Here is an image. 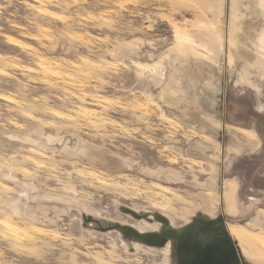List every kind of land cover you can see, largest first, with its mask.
<instances>
[{"label": "rangeland", "instance_id": "374dc122", "mask_svg": "<svg viewBox=\"0 0 264 264\" xmlns=\"http://www.w3.org/2000/svg\"><path fill=\"white\" fill-rule=\"evenodd\" d=\"M263 172L264 0H0V264H264Z\"/></svg>", "mask_w": 264, "mask_h": 264}, {"label": "water", "instance_id": "95a60500", "mask_svg": "<svg viewBox=\"0 0 264 264\" xmlns=\"http://www.w3.org/2000/svg\"><path fill=\"white\" fill-rule=\"evenodd\" d=\"M150 235H141L146 240ZM236 242L218 230L206 232L196 248L190 252L187 264H233L236 260Z\"/></svg>", "mask_w": 264, "mask_h": 264}, {"label": "bare ground", "instance_id": "6f19581e", "mask_svg": "<svg viewBox=\"0 0 264 264\" xmlns=\"http://www.w3.org/2000/svg\"><path fill=\"white\" fill-rule=\"evenodd\" d=\"M179 67V66H178ZM190 81V80H189ZM196 82V81H195ZM193 85H196V83L195 84H193ZM190 86V85H189ZM196 87H197V85H196ZM213 88V87H212ZM188 90H189V88H187ZM195 88H193L192 90H191V92L194 90ZM210 90V89H209ZM218 90V89H217ZM196 91H198V89L196 90ZM196 91H194V92H196ZM208 91V90H207ZM220 91V90H219ZM199 92H200V89H199ZM213 92V94L215 93L214 91H212ZM201 93V92H200ZM209 93V92H208ZM190 94V93H189ZM213 94H211V98L210 97H208V99L211 101L210 103H211V106L213 105V106H215V104H216V102H217V99H219V98H217L216 96L217 95H215V97H214V95ZM220 94V93H219ZM180 95V94H179ZM203 95V94H202ZM168 96V95H167ZM204 97V96H203ZM183 98H184V96H183ZM207 98V97H206ZM171 99V98H170ZM186 99V98H185ZM204 99V98H203ZM169 100V99H168ZM183 100V99H182ZM196 100V99H195ZM182 103V102H181ZM210 105V104H209ZM209 108V107H208ZM210 109V108H209ZM217 109V108H216ZM215 109V110H216ZM205 110V109H204ZM207 110V109H206ZM214 110V109H213ZM210 111V110H209ZM212 111V110H211ZM218 111H219V109H218ZM217 113V112H216ZM219 113V112H218ZM256 222H258V220H256Z\"/></svg>", "mask_w": 264, "mask_h": 264}, {"label": "crops", "instance_id": "0c3cea01", "mask_svg": "<svg viewBox=\"0 0 264 264\" xmlns=\"http://www.w3.org/2000/svg\"><path fill=\"white\" fill-rule=\"evenodd\" d=\"M260 175H261V178H262V176L264 177V174L261 173ZM261 182H262V185H264V179Z\"/></svg>", "mask_w": 264, "mask_h": 264}, {"label": "flooded vegetation", "instance_id": "af4514ba", "mask_svg": "<svg viewBox=\"0 0 264 264\" xmlns=\"http://www.w3.org/2000/svg\"><path fill=\"white\" fill-rule=\"evenodd\" d=\"M262 174H264V172H263ZM256 223H259V219H258V222H256ZM234 244H235V243H234Z\"/></svg>", "mask_w": 264, "mask_h": 264}]
</instances>
